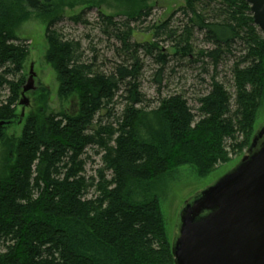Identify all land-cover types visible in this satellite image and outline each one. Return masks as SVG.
Here are the masks:
<instances>
[{"label": "trees", "instance_id": "16d2710c", "mask_svg": "<svg viewBox=\"0 0 264 264\" xmlns=\"http://www.w3.org/2000/svg\"><path fill=\"white\" fill-rule=\"evenodd\" d=\"M131 1L145 7L124 18L99 10L94 24L86 19L93 7L68 19L85 29L96 26L108 41V56L91 34H65L57 0H0V123L19 118L29 46L13 29L29 13L48 19L46 61L57 75L60 97L78 100L76 113H50L45 91L11 145L8 175L0 181V264H172L154 182L188 164L205 176L216 163H229L228 149L243 156L250 146L264 97V32L254 24L250 5L186 0L179 10L186 24L172 25L173 14L155 27L156 38L166 36L175 50L172 58L157 42L132 41L133 25L149 19L152 9L151 0ZM196 32L214 48H195ZM237 45L232 94L217 80V68ZM143 54L160 67L159 87L175 58L208 60L215 70L209 91L195 108L183 93L160 97L152 107L142 91ZM119 99L124 106L118 114ZM103 112L115 124L104 123ZM5 137L0 125V142ZM89 150L101 155L96 178L86 175Z\"/></svg>", "mask_w": 264, "mask_h": 264}, {"label": "rangeland", "instance_id": "374dc122", "mask_svg": "<svg viewBox=\"0 0 264 264\" xmlns=\"http://www.w3.org/2000/svg\"><path fill=\"white\" fill-rule=\"evenodd\" d=\"M86 4L71 6L68 0H57L59 4L60 15L65 16L66 20L61 26L64 28L65 34L71 38L79 39L85 35L91 34L93 45L101 54L110 56L112 52L108 48L106 37L101 36L96 30V26H91L85 29L83 26H77L69 22L68 19L79 15L88 7H93V10L87 11L89 22L96 23L99 10L107 16L116 18H124L130 15H136L142 8L141 4L131 0H83ZM186 0H151L148 3V8L152 9V14L146 21H141L135 25L132 41L139 44H154L157 42L165 54L175 57V50L172 49L171 43L166 39V36L160 35L156 38L155 27L161 25L169 18L176 14L172 25L180 26L186 24L188 18L183 15L180 9L184 8ZM48 25V19L40 17L34 13H29L28 16L21 18L14 26V34L20 40L27 42L29 46L28 57L24 63V76L26 82L31 76V72L35 74L34 86L35 90L26 94L30 100V106L25 109L20 105L17 110L19 118L10 123H0L6 128V137L0 142V181L8 175V157L12 143H15L20 137L24 127V122L33 109L39 105L40 96L47 91L48 107L50 113H63L78 111V100L74 96L70 99H63L59 95V83L57 75L46 61L48 44L46 42L45 33ZM194 45L198 50H212L214 47L205 43L204 34L196 32L194 34ZM88 46L84 42V47ZM234 48L233 55L228 60L221 63L217 68V80L224 83L229 91L234 94L232 88V68L237 57L240 56V48ZM89 55V53H87ZM156 55V54H155ZM141 59L144 62V70L142 77V91L146 97L152 101V107L157 106L160 97H165L171 94H184L190 104L197 107V98L207 93L210 89L212 76L214 75V66L208 61L199 63H190L188 59L175 58L171 63L170 69L163 77L162 86L159 87L155 83V76L159 70V66L155 63L153 56L143 54ZM195 60V59H194ZM207 70L204 72V70ZM160 88V89H159ZM124 106L123 100H118L115 106V111L119 114ZM23 116H25L23 118ZM103 116L104 123H114ZM264 124V97L256 117L255 129H258ZM247 151V150H246ZM245 151V152H246ZM229 163L223 164L218 162L205 176L199 175L197 167L194 165H185L175 170H172L164 177L154 182V189L160 198L162 215L165 223L168 239L173 244L179 222V214L190 199L196 196L199 192L210 187L225 174L233 170L243 156H236L233 150L228 149ZM88 156L91 161L87 165V177L96 178V171L102 167L101 155H96L94 150L88 151ZM95 194V189L91 191V195ZM169 264V263H168ZM171 264V263H170ZM174 264V262H172Z\"/></svg>", "mask_w": 264, "mask_h": 264}, {"label": "water", "instance_id": "95a60500", "mask_svg": "<svg viewBox=\"0 0 264 264\" xmlns=\"http://www.w3.org/2000/svg\"><path fill=\"white\" fill-rule=\"evenodd\" d=\"M264 32V0H243ZM31 72L20 105L30 106ZM174 264H264V124L237 166L183 206Z\"/></svg>", "mask_w": 264, "mask_h": 264}]
</instances>
